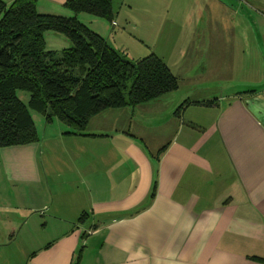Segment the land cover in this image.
<instances>
[{"label":"crops","instance_id":"0c3cea01","mask_svg":"<svg viewBox=\"0 0 264 264\" xmlns=\"http://www.w3.org/2000/svg\"><path fill=\"white\" fill-rule=\"evenodd\" d=\"M216 1L264 70V0ZM178 93L0 148V264H264V77Z\"/></svg>","mask_w":264,"mask_h":264},{"label":"trees","instance_id":"16d2710c","mask_svg":"<svg viewBox=\"0 0 264 264\" xmlns=\"http://www.w3.org/2000/svg\"><path fill=\"white\" fill-rule=\"evenodd\" d=\"M36 3L0 0V148L39 142L38 115L45 125L57 120L68 127L63 133L83 136L90 118L105 110H133L178 91L160 58L134 61L78 19L111 23V0H66L71 16L39 13ZM49 32L68 43L58 54L46 49ZM182 103L176 112L189 104Z\"/></svg>","mask_w":264,"mask_h":264},{"label":"rangeland","instance_id":"374dc122","mask_svg":"<svg viewBox=\"0 0 264 264\" xmlns=\"http://www.w3.org/2000/svg\"><path fill=\"white\" fill-rule=\"evenodd\" d=\"M225 1L236 5L233 0ZM111 10L115 26L87 14H81L80 21L134 61L151 54L160 58L177 79L179 95L216 81L250 84L264 77L252 49L251 53L249 49L244 51V45L254 43L252 35L243 37L229 32L230 23L222 16L223 8L216 0H111ZM68 14L71 16L70 12ZM257 14L263 18L252 22L257 21L264 29V11L258 10ZM45 43L47 50L57 54L68 44L62 36L52 32L45 35ZM171 99L175 97L167 95L162 100L167 103ZM180 100L179 105L183 104ZM159 107L161 105H154L155 112ZM126 115L125 109L105 110L90 118L89 127L102 126L122 117L125 123ZM37 117L41 121L37 127L42 140H48V136L59 129L68 128L57 120L44 126V120Z\"/></svg>","mask_w":264,"mask_h":264},{"label":"built area","instance_id":"2783aa9c","mask_svg":"<svg viewBox=\"0 0 264 264\" xmlns=\"http://www.w3.org/2000/svg\"><path fill=\"white\" fill-rule=\"evenodd\" d=\"M112 25L115 26V23L112 21Z\"/></svg>","mask_w":264,"mask_h":264}]
</instances>
